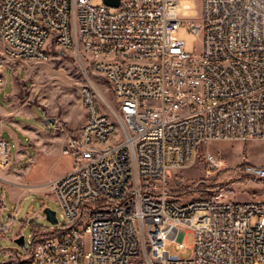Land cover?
Instances as JSON below:
<instances>
[{
  "label": "built area",
  "instance_id": "built-area-1",
  "mask_svg": "<svg viewBox=\"0 0 264 264\" xmlns=\"http://www.w3.org/2000/svg\"><path fill=\"white\" fill-rule=\"evenodd\" d=\"M179 7L180 0H120L117 8L104 0H0V73L14 61L48 60L53 45L89 62L117 102L110 116L84 89L87 118L62 151L73 169L49 185L63 211L59 224L31 235L26 256L1 264H264V194L232 201L220 187L183 203L167 186L169 173L201 156L208 175L223 168L205 145L264 141V0H201L199 54L177 35ZM113 127H122L120 144L94 148ZM8 157L0 138V162ZM242 172L264 183V164ZM10 227L0 224V235Z\"/></svg>",
  "mask_w": 264,
  "mask_h": 264
},
{
  "label": "rangeland",
  "instance_id": "rangeland-1",
  "mask_svg": "<svg viewBox=\"0 0 264 264\" xmlns=\"http://www.w3.org/2000/svg\"><path fill=\"white\" fill-rule=\"evenodd\" d=\"M178 12L181 16V24L177 35L185 42V49L189 53L199 54L203 48V36L201 31L195 32L192 25L201 24V0H180ZM1 52L0 43V54ZM48 52L50 57L46 61L11 62L6 68L5 78L11 81L15 73L19 78L27 79L29 86H32L34 103L40 105L45 114L49 118H54L57 125L60 124L63 128H66V125L75 126L77 122L84 124L87 111L83 102V91L86 88L95 92L99 109L110 116L113 115V111L117 108L113 92L103 77L92 72L89 62L80 59L71 51H64L53 45L48 47ZM47 126L53 127V124ZM8 140L13 144L11 139ZM206 151L221 159L223 168L208 175L205 159L201 156L194 165L177 170L172 175L169 173L167 186L172 197L185 203L203 197V193L207 190H217L220 187L229 190L232 201L245 202L263 196L264 183H256L242 172L245 164H264L263 140L218 141L205 145L202 152ZM9 152L15 154V147ZM28 161L30 159H27L23 166ZM33 166L34 172L26 181L34 186L44 185L50 183L55 176L69 173L73 169V158L57 151L51 158H42ZM0 168L4 167L0 165ZM4 178L0 196H4L6 202L0 201V224L7 225L11 222L13 224L9 232L0 235V264L8 259L3 250H19L22 256L29 253L33 226L47 230L55 228L46 220L43 212L45 208L56 211L58 218H61L63 213L52 191H44L43 188L16 189L14 185H10L7 177ZM10 189L17 190L15 199L18 203L12 200ZM36 213H38L37 218H35ZM63 223L62 220L61 224ZM17 234L25 239L23 247L15 243ZM184 243L192 247L193 234H187ZM165 248L173 254H178L173 242H166ZM190 255V251L180 253L183 258Z\"/></svg>",
  "mask_w": 264,
  "mask_h": 264
},
{
  "label": "crops",
  "instance_id": "crops-1",
  "mask_svg": "<svg viewBox=\"0 0 264 264\" xmlns=\"http://www.w3.org/2000/svg\"><path fill=\"white\" fill-rule=\"evenodd\" d=\"M28 83L27 79H21L14 73L11 81L5 78L4 88L0 90V138L8 143L9 151L12 147L16 149L15 154L9 152L7 165L0 162L5 168H0V189L3 188L4 177H7L10 185H14L16 189L43 188L42 190L48 191L50 183L65 174L55 176L48 184L34 186L26 181L34 172L33 165L39 163L42 158H51L57 151L62 154L68 138L78 135L82 125L81 122H77L75 126L69 124L70 126L66 125V128L60 131L55 128L56 122L48 123L47 121L53 118H49L44 109L34 103L32 86ZM49 124H53V127L47 126ZM8 139H11L13 144ZM27 159L30 161L23 166ZM16 189H10L11 198L15 202ZM0 198L2 203L6 202L4 196ZM19 237L21 236L17 234L15 240ZM3 251L8 259L20 254L19 250Z\"/></svg>",
  "mask_w": 264,
  "mask_h": 264
},
{
  "label": "bare ground",
  "instance_id": "bare-ground-1",
  "mask_svg": "<svg viewBox=\"0 0 264 264\" xmlns=\"http://www.w3.org/2000/svg\"><path fill=\"white\" fill-rule=\"evenodd\" d=\"M4 84H5V75H3V73H0V85H4ZM87 90H92V89L87 88ZM92 102H93V106H95V110H100L96 95H92ZM120 138H122V127H113L112 137H103L102 140H94V148L105 149V146L113 147L114 145H119Z\"/></svg>",
  "mask_w": 264,
  "mask_h": 264
},
{
  "label": "water",
  "instance_id": "water-1",
  "mask_svg": "<svg viewBox=\"0 0 264 264\" xmlns=\"http://www.w3.org/2000/svg\"><path fill=\"white\" fill-rule=\"evenodd\" d=\"M104 3L111 7V8H117L120 4V0H104ZM192 29L195 32L200 31V26L199 25H192ZM48 123H55V119H50L49 121H47ZM44 215L46 220L52 224V225H58L59 224V219L57 216L56 211L52 210L51 208H45L43 210ZM15 243L19 246V247H23L25 245V239L24 237H19L18 239L15 240Z\"/></svg>",
  "mask_w": 264,
  "mask_h": 264
},
{
  "label": "trees",
  "instance_id": "trees-1",
  "mask_svg": "<svg viewBox=\"0 0 264 264\" xmlns=\"http://www.w3.org/2000/svg\"><path fill=\"white\" fill-rule=\"evenodd\" d=\"M215 189L213 190H209V191H205L203 194V197L205 198H208L211 196V191H214ZM177 201H180L179 199L175 198ZM47 232V229L43 228V227H40V226H33V230H32V235L34 237H38V236H41V235H44V233Z\"/></svg>",
  "mask_w": 264,
  "mask_h": 264
}]
</instances>
